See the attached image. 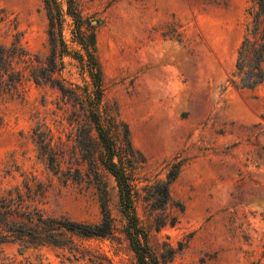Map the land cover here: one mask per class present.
Listing matches in <instances>:
<instances>
[{
	"label": "rangeland",
	"instance_id": "1",
	"mask_svg": "<svg viewBox=\"0 0 264 264\" xmlns=\"http://www.w3.org/2000/svg\"><path fill=\"white\" fill-rule=\"evenodd\" d=\"M84 16L101 21L96 50L105 100L127 124L133 147L146 159L139 170L138 215L151 217L143 188L165 181L183 205L177 220L153 233L151 246L177 249L168 264H264V87L239 90L229 83L238 50L251 22L252 0H79ZM16 19L23 45L45 55L48 20L42 0H0ZM14 31L0 25V41ZM64 37L69 40V28ZM62 78L82 86L77 63L68 57ZM264 70V63H263ZM60 94L28 83L23 96L0 101V192L36 177L48 184L45 209L72 220L98 222L100 191L92 176L64 175L80 160L76 125L70 126ZM50 130L53 145L66 150L53 175L39 156L33 132ZM74 153V154H73ZM23 175V176H22ZM110 207L119 219L115 183L109 176ZM121 227V224H118ZM83 244L116 264L132 261L125 241L97 239ZM66 251L43 247L23 251L0 247V264H91L69 262Z\"/></svg>",
	"mask_w": 264,
	"mask_h": 264
},
{
	"label": "trees",
	"instance_id": "2",
	"mask_svg": "<svg viewBox=\"0 0 264 264\" xmlns=\"http://www.w3.org/2000/svg\"><path fill=\"white\" fill-rule=\"evenodd\" d=\"M48 20V47L45 55L31 53L22 43V33L16 19H10L0 9V25L14 31L12 41H0V101L18 99L25 87L56 90L66 109L68 123L76 125L75 149L80 160L75 168L64 173L72 180L87 176L100 191L98 222L72 220L65 215L49 213V185L36 177H24L19 185L0 192V247L16 245L23 251L48 247L66 251L69 262L87 260L91 264H116L106 254L83 244L97 239L123 240L132 253V261L120 264H168L182 250L167 243L151 246L153 233L176 223L171 210L183 205L171 197L170 186L177 179L180 164H173L165 181H156L143 188L151 201L152 215L143 222L138 215L140 194L139 170L146 163L130 139L129 128L120 118L115 104L104 97L103 74L96 50V29L101 21L84 16L79 0H42ZM251 22L247 27L229 83L239 90L254 91L264 87V0H252L249 9ZM69 28V40L64 37ZM68 57L77 63L82 86L62 78ZM4 127L0 117V132ZM51 131L38 126L33 132L39 156L53 175H58L64 163V144L53 145ZM74 154V153H73ZM23 176V175H22ZM109 176L115 183L119 219L110 207ZM121 227H118V224ZM22 264V263H19Z\"/></svg>",
	"mask_w": 264,
	"mask_h": 264
}]
</instances>
